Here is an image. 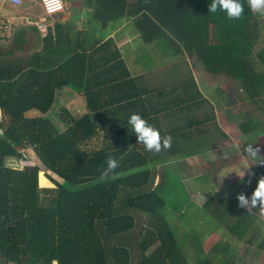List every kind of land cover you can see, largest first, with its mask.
I'll list each match as a JSON object with an SVG mask.
<instances>
[{
	"label": "trees",
	"instance_id": "obj_1",
	"mask_svg": "<svg viewBox=\"0 0 264 264\" xmlns=\"http://www.w3.org/2000/svg\"><path fill=\"white\" fill-rule=\"evenodd\" d=\"M87 3L102 29L111 21L127 22L140 42L134 60L144 69L170 63L179 68L191 61L224 76L228 85L239 84L247 115L229 111L228 119L238 125L245 147L256 142L264 131L256 116L264 104V44L255 50L262 36L260 16L247 0L238 20L227 19L223 11L208 12L211 0ZM76 36L72 47H60L47 43L53 37L49 32L41 58L0 64V264H209L187 255L198 243L195 200L186 185L176 192L156 168L203 158L215 139L227 137L213 106L192 78L180 80L171 70L167 75L174 83L153 90L140 83L111 38L102 34L91 40L87 34L83 42L80 32ZM64 87L82 94L80 113L63 106L51 114ZM223 91L233 105L234 97ZM33 109L41 115H25ZM132 113L141 114L161 136L171 135V148L155 153L138 143L128 124ZM172 116L180 122L172 123ZM102 130L107 132L100 147L85 148ZM27 149L46 167L54 187L39 186L36 164H7L26 158ZM109 154L118 160L119 179L101 174ZM170 171L173 180L203 179L194 176L197 168L190 174ZM156 177L166 188L154 184ZM47 182L41 177L42 185ZM182 216L195 223L180 236L171 221ZM249 242L264 249V240Z\"/></svg>",
	"mask_w": 264,
	"mask_h": 264
},
{
	"label": "crops",
	"instance_id": "obj_2",
	"mask_svg": "<svg viewBox=\"0 0 264 264\" xmlns=\"http://www.w3.org/2000/svg\"><path fill=\"white\" fill-rule=\"evenodd\" d=\"M63 1L65 3V10L52 16H47L43 12L39 0H22V3L18 5L10 0H0V64L12 65L11 63L14 62H18L19 65L25 64L32 55L35 58L37 56L41 58L42 56L39 54L43 51L45 42L48 40V38L46 40L45 38L49 32L53 37L47 43L51 45L56 43L60 47H72L71 45H74L76 41V34L79 32L83 42L87 40V34L94 36L91 40H97L100 35L104 34L106 35L104 39L111 38L112 43L119 48L122 56L127 61L128 67L135 75L139 76L140 83L143 86L153 90L171 86L174 80L167 73L173 70L177 72V77H180V80L187 78L195 80L199 90L207 98L205 92L209 87L200 83L202 77H205V75L199 64H193L191 61L179 63L180 66L182 64L188 66L185 74L180 72V68H172V63L154 65L149 70L144 69L142 64L134 60V52L139 48L140 42L137 34L127 30L131 28L127 22L119 20H116V22L111 21L102 29L98 18H95L94 10L91 7H87V0ZM138 66H141V69ZM156 66H171L162 75L166 79L164 83H149V78L141 80L140 73L153 71ZM215 85L213 84L211 87ZM67 89L75 92L68 87L63 88V90ZM79 94L82 96L81 93ZM207 99L210 103H214L213 98ZM229 111V107L227 106V110H225L227 122L231 123V125L236 124L228 119ZM159 122L163 128L168 126L166 119H161ZM178 122H180V119L177 116H172V123L176 124ZM218 125L227 136L225 127L219 123ZM239 141L242 142V146L245 148L240 136ZM214 146L213 148H215ZM234 146V142L231 141L225 147H218L217 153L213 156L210 152L213 150L211 148L205 157L198 158L204 162H211L219 154L223 157L235 155L237 149ZM222 149L227 150V156L223 155ZM243 155H247L246 152ZM195 158L196 156L179 160L177 169L182 173H186L190 170V161L194 162ZM244 160H246L245 166L241 165L240 169L236 170L237 172L232 171L227 173L226 170L232 169L221 166L211 169L205 167L198 169V174L195 173L194 176H201L203 179L194 181L197 185L195 186V196L199 198V201H197V198L195 199L194 214L196 218L201 216V220H204L208 216H210L209 220L216 222L219 220L220 223L217 227L221 225L222 231L218 229L220 231L203 230L200 232L199 235L202 237V240L198 241L194 247L192 245L189 249V245H187V255L193 257L192 259L201 258L202 260H207L209 264H264V249H260L255 244L249 242L264 240V212L260 208H253L248 211V209L239 206L237 199V194L241 192L250 199L253 190L257 186L259 177L264 175V164L256 163V161L248 157H244ZM243 171L245 175L243 180H241L237 174H242ZM248 181L251 182L249 183ZM199 228L202 227L199 226ZM198 231L197 229L196 235H198ZM211 236L214 245L206 249L204 248L203 241Z\"/></svg>",
	"mask_w": 264,
	"mask_h": 264
},
{
	"label": "rangeland",
	"instance_id": "obj_3",
	"mask_svg": "<svg viewBox=\"0 0 264 264\" xmlns=\"http://www.w3.org/2000/svg\"><path fill=\"white\" fill-rule=\"evenodd\" d=\"M88 4V3H87ZM260 18V28H261V32H262V36L260 37L255 50H257L258 48H260L263 44H264V17H259ZM130 30L132 32H134L131 28L127 29ZM151 51V50H150ZM153 52V51H151ZM155 54V53H154ZM200 64V63H199ZM187 65L186 64H182L179 68H180V72L182 74H185L187 72ZM139 69H141V66H138ZM169 68H171V66H156L153 71H149V72H144V73H140L141 76V80H143V78H149V83H153V84H160L161 82H165L166 79L163 78V74L164 72L168 71ZM200 68L203 71V74L205 75V77H202V80L200 81L201 84H205L207 88L205 94L207 95V98H213L214 103L211 102V105L214 108V111L217 115V122L221 125H223L225 128V131L227 132V138H222L217 139L216 140V144H215V148H213L211 152L212 156L217 153V148L218 147H225L227 145L230 144L231 141L234 142V145H239V150H237L235 155H230L228 157H223L220 154L217 155L215 160H212L211 162H204L203 160H199L198 157L195 158V161H190V170L187 171V174H190V172H192L193 168H197V169H203L205 167H208L209 169L211 168H218L221 166H224L226 168H230L232 170H226L227 173L228 172H232V171H236L237 169L239 170L241 165L246 164V160H244V157H246V155H243V153H245L244 151V147L242 146V142L239 141V129H238V125L237 124H232L227 122V118H226V112L225 110H227V106L229 107L230 112H232L234 114V116L239 113L240 110V115H247V108H246V104L244 101H246L244 98H242L244 96V92L240 89L239 84L235 83L234 81H231L228 85V83H225L222 81V79H224V76L221 75H215L211 72H208L207 70H205V68H203V65H200ZM145 76V77H144ZM223 83H222V82ZM213 84H216L215 86L211 87ZM210 85V86H208ZM221 90H224L223 92L231 93V95L234 97L235 102L233 103V105H231V103H227V99L220 94ZM83 98L82 96L76 92H72L70 90H63L60 91L57 94L56 97V102L53 106L52 109V113L51 114H55V113H59L60 112V108L61 107H67L68 109H70L71 111H74L75 113H80V111H82V105H83ZM218 103V105H217ZM1 113V111H0ZM26 116L28 117H34V116H40L41 114L36 111V110H30L28 112L25 113ZM256 116L258 118V123L261 124L260 126L264 127V104H263V110L260 112L256 113ZM236 119V117H235ZM107 131L102 130L99 135L94 138L93 140H91L90 142H88L84 147L87 149H96L98 147H100V144L102 143V140H104V136L106 134ZM259 146L260 149H262L264 147V131L262 133H260V135L258 136V138L256 139V142H254V147L255 146ZM28 152H26L27 157L26 158H21V159H10L7 160V164L12 165V166H21V165H38L40 166V171L38 173V184L40 187H54V184L47 178L46 176V172L47 169L46 167H44L41 162L38 160L37 156L35 155V153L31 150V149H27ZM191 160V159H188ZM244 160V161H243ZM178 168V163H167V164H163V165H158L156 168V172L159 173L158 177L160 175H162V177H164V180H166L169 183H173V185H175L176 187V192H180L181 188L185 185L187 187V189L189 190L191 196H193L194 200L197 198V201H199V198L195 196L196 194V190H195V186L196 183L194 181L191 180V178H184V180L182 179H177L175 178L173 180L174 177H169L174 175V173H171L173 169H177ZM170 169V170H169ZM188 170V169H187ZM237 172V171H236ZM41 177H45L48 182L47 184H41L40 183V179ZM170 179H169V178ZM158 178L156 177L155 182H158ZM184 181V182H183ZM163 181L162 178L160 179L159 183H158V188H160L161 190L166 188H163ZM161 184V185H160ZM160 185V186H159ZM146 215V214H144ZM188 218V217H187ZM186 218V219H187ZM208 218H210V216H208L207 218H205L204 220H201L199 217L197 218L196 221H198L197 223L200 224L199 226H201L202 228L199 229L198 231V235L195 236V241H200L202 240V237L199 235L200 232H202L203 230H210V231H222L221 225L219 227H217V225L220 223L219 220L213 221V220H209ZM185 219L184 216H182V219H179L178 217L175 218V221H171V224H174V228H176L177 232L179 233V235L181 236V233L183 232H189L190 229H192V225L194 226V219L191 221H187ZM220 229V230H218ZM196 232V229H193ZM190 233V232H189ZM210 235V234H209ZM200 236V237H199ZM211 237H208V239H204L203 241V245L204 248L209 249L211 246H213V240H211ZM255 243H257V240H254ZM190 244V240L186 241L185 245H189ZM245 246V245H243ZM254 250V249H252ZM52 264H56V262H52Z\"/></svg>",
	"mask_w": 264,
	"mask_h": 264
},
{
	"label": "clouds",
	"instance_id": "obj_4",
	"mask_svg": "<svg viewBox=\"0 0 264 264\" xmlns=\"http://www.w3.org/2000/svg\"><path fill=\"white\" fill-rule=\"evenodd\" d=\"M249 9L264 17V0H247ZM226 13L227 19L238 20L244 15V4L242 0H211L208 7V12L216 13L217 11ZM128 124L131 126L133 133H135L138 143L143 144L145 149L149 152L159 153L162 150H169L172 146V136H161L160 131L147 119L139 113H132L128 118ZM254 143H249L244 148L246 157L250 158L256 163L264 164V156H262L260 147L253 146ZM239 150V145L234 146ZM223 155L227 156L226 149H222ZM119 167L118 160L109 154L106 160V167L102 171L103 176L111 175L113 180L119 179V174L116 169ZM254 175V173H252ZM241 180L244 178V171L242 174H237ZM249 183L251 181H248ZM237 199L239 206L251 210L253 208H260L264 212V175L258 179L257 186L253 190L250 199L244 193H238Z\"/></svg>",
	"mask_w": 264,
	"mask_h": 264
},
{
	"label": "built area",
	"instance_id": "obj_5",
	"mask_svg": "<svg viewBox=\"0 0 264 264\" xmlns=\"http://www.w3.org/2000/svg\"><path fill=\"white\" fill-rule=\"evenodd\" d=\"M10 1L17 5L22 3V0H10ZM39 3L43 9V12L47 16H52L56 13L65 10V3L63 0H39Z\"/></svg>",
	"mask_w": 264,
	"mask_h": 264
}]
</instances>
